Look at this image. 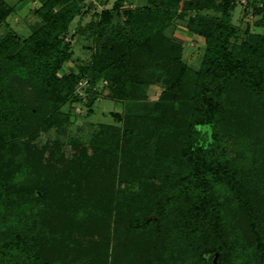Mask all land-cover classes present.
I'll use <instances>...</instances> for the list:
<instances>
[{"label":"trees","instance_id":"trees-1","mask_svg":"<svg viewBox=\"0 0 264 264\" xmlns=\"http://www.w3.org/2000/svg\"><path fill=\"white\" fill-rule=\"evenodd\" d=\"M124 1L85 25L91 63L59 75L80 3L43 0L21 35L7 21L14 6L0 0V264H212L216 252L217 264H264V0L246 3L263 32L240 42L237 0ZM186 16L205 39L200 69L167 33ZM152 62L168 77L150 113L139 100ZM87 72L113 80V96L126 100L121 124L89 144H35ZM142 136L158 138L159 161L132 153ZM119 186L129 187L122 197Z\"/></svg>","mask_w":264,"mask_h":264},{"label":"rangeland","instance_id":"rangeland-1","mask_svg":"<svg viewBox=\"0 0 264 264\" xmlns=\"http://www.w3.org/2000/svg\"><path fill=\"white\" fill-rule=\"evenodd\" d=\"M7 1L14 6L13 12L7 17L9 25L21 35H26L30 32L31 25L39 21V16L35 13V10L43 4V0ZM77 1L80 3L82 10L71 22L65 38L72 50V55L70 60L66 61L59 70V75L70 70L78 72L81 66L91 63L96 42L89 27L85 25L90 22L95 11H101L103 8L111 7L115 0ZM247 1L248 0H237V4L232 10V21L238 28L235 38L236 42H240L247 38L245 34L246 30L250 33L263 32V27L256 23L257 18L251 14L250 8L247 11ZM145 4H147L146 0H125L122 9L142 7ZM261 4L262 2H257V5ZM184 11H188L187 13L189 16V14L195 15L198 9L188 8ZM200 12L203 14L208 13L209 15H216L213 10L205 9ZM188 16H186L185 19L176 17L172 25L168 28L167 33L172 36L173 39L182 43L183 50L181 57L185 63L194 69H200L202 56L205 51V39L188 29L186 24ZM118 19L125 21V16L121 15ZM78 23H80L82 27L85 26V32L76 29ZM5 30V25H2L0 27V35ZM147 72L149 74L148 85L145 95L140 98L139 103L146 104V106L150 107L148 112L151 110V113L154 109V104L160 99V94L167 87V83L164 79H167L168 76L165 65L161 63H150ZM88 73L89 72L78 79L74 86L72 96L60 105V118H53L54 121L50 122L51 124L47 125V128H38L35 134L36 137H34L33 140L35 144H49L56 140L65 143L70 137L77 138L80 143L89 144L90 140L96 137V132L100 131V129H105L106 125L121 124L120 120L118 121V119H116L115 114L124 113L126 100H120L113 96V80L105 76L104 72L102 76L96 80ZM236 98L237 95L231 97L234 101ZM248 101L253 102V100L250 99H248ZM178 108L176 107L175 110L177 111ZM143 111H146V109ZM154 112L159 114V110ZM47 114L43 120L48 118ZM67 114L68 118L66 119L65 116ZM238 127L237 130L246 129L244 125H238ZM233 139L244 140L243 134H237ZM157 141L158 138L156 137L151 138L150 136H142L138 139V145L136 148H133L134 151H132V153L138 155L136 158L139 159H146V157L149 156L156 157L158 160V158L160 159V152L162 149L157 145ZM154 167L158 168L160 166ZM151 169H153V166ZM128 189L129 187L119 186L118 197H122ZM217 255L218 253L216 252L212 256V264H217Z\"/></svg>","mask_w":264,"mask_h":264}]
</instances>
